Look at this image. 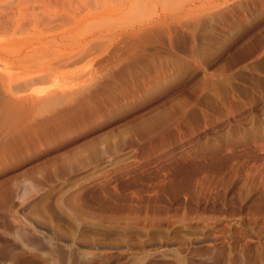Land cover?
I'll list each match as a JSON object with an SVG mask.
<instances>
[{
  "label": "rangeland",
  "instance_id": "rangeland-1",
  "mask_svg": "<svg viewBox=\"0 0 264 264\" xmlns=\"http://www.w3.org/2000/svg\"><path fill=\"white\" fill-rule=\"evenodd\" d=\"M0 264H264V0H0Z\"/></svg>",
  "mask_w": 264,
  "mask_h": 264
},
{
  "label": "bare ground",
  "instance_id": "bare-ground-1",
  "mask_svg": "<svg viewBox=\"0 0 264 264\" xmlns=\"http://www.w3.org/2000/svg\"><path fill=\"white\" fill-rule=\"evenodd\" d=\"M43 1V0H42ZM35 3V2H34ZM33 3V4H34ZM42 4V3H41ZM48 4V3H47ZM26 5V4H25ZM34 7V6H33ZM31 9V8H30ZM28 10V9H27ZM20 11V10H19ZM22 11V10H21ZM34 11V10H33ZM39 12V11H38ZM31 14V13H30ZM5 15V14H4ZM20 15V14H19ZM37 15V14H36ZM11 16V15H10ZM4 22V21H3ZM3 24V23H2ZM4 26V25H3ZM2 33V32H1ZM10 77V76H9Z\"/></svg>",
  "mask_w": 264,
  "mask_h": 264
}]
</instances>
